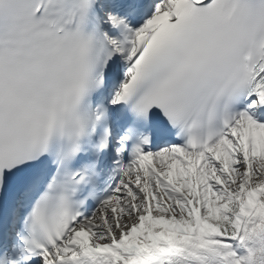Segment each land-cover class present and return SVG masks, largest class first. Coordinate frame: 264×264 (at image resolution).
<instances>
[{
    "label": "snow or ice",
    "instance_id": "obj_1",
    "mask_svg": "<svg viewBox=\"0 0 264 264\" xmlns=\"http://www.w3.org/2000/svg\"><path fill=\"white\" fill-rule=\"evenodd\" d=\"M0 264H264V0H0Z\"/></svg>",
    "mask_w": 264,
    "mask_h": 264
}]
</instances>
